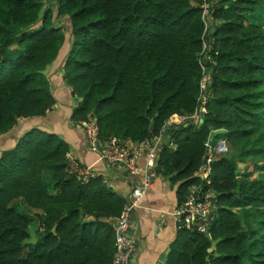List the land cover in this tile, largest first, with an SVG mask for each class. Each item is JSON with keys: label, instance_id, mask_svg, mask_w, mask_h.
Masks as SVG:
<instances>
[{"label": "trees", "instance_id": "16d2710c", "mask_svg": "<svg viewBox=\"0 0 264 264\" xmlns=\"http://www.w3.org/2000/svg\"><path fill=\"white\" fill-rule=\"evenodd\" d=\"M44 1L0 0V136L51 109L44 70L67 46L72 120L93 118L100 141L129 148L165 131L172 145L160 140L155 168L178 182L177 204L193 183L215 192L207 233L180 228L168 264H264V26L245 28L264 0H210L209 34L204 0H55L65 30L50 8L39 16ZM211 68L198 124L190 115ZM175 113L184 123L166 125ZM17 136L0 150V264H111L126 195L60 134L33 126ZM209 136L233 154L212 158L202 177ZM237 161L252 168L238 177ZM32 221L36 241L25 242Z\"/></svg>", "mask_w": 264, "mask_h": 264}, {"label": "crops", "instance_id": "0c3cea01", "mask_svg": "<svg viewBox=\"0 0 264 264\" xmlns=\"http://www.w3.org/2000/svg\"><path fill=\"white\" fill-rule=\"evenodd\" d=\"M255 24H261L259 14L248 16L245 21V28L251 29ZM208 25L211 26L209 20ZM66 47L60 49V54L45 71L50 81L51 92L55 97L51 109L42 116L20 119L19 123L10 130L11 132L8 131L0 136V150L14 144L17 135L29 127L39 126L42 129L56 132L69 143V153L71 155L95 173H102L111 186L127 195L130 188L143 179L144 169L146 168L145 154L140 151L136 155L135 170H130L125 165H120V163L116 164L117 166L110 164L100 157L98 148L88 140L82 121L76 122L71 119V109L76 105L77 97L72 94L71 87L66 84L63 78ZM204 59L207 62L211 59V56L205 52ZM174 119L170 120L169 125L177 126L184 123V121L177 122ZM201 119L202 115L201 118H194L193 122L200 124ZM163 135L161 139H163ZM155 138L151 137L149 140L153 141ZM170 138L172 145V137L170 136ZM211 138L212 136H209L206 140V151H208L210 158L215 154V148L211 147ZM155 141L161 143V141ZM216 142V150H218L219 145L224 141L221 137H218ZM209 163L207 169H209ZM205 166V163H203L199 173L202 177L207 175ZM170 178L171 175L166 176L158 173L154 177L153 185L147 188L139 204L133 210L129 233L136 242V251L130 259V264H168L169 253L175 246L179 229L185 228L180 227L177 218L173 214V210L177 206L176 189L178 182L172 183ZM167 247L170 248V251L166 254V262L163 263L161 257Z\"/></svg>", "mask_w": 264, "mask_h": 264}, {"label": "built area", "instance_id": "2783aa9c", "mask_svg": "<svg viewBox=\"0 0 264 264\" xmlns=\"http://www.w3.org/2000/svg\"><path fill=\"white\" fill-rule=\"evenodd\" d=\"M203 18L205 20V27L208 25L210 15V0H204L203 4ZM205 45V44H204ZM205 63L202 64L203 71H206ZM208 75H203L201 79V87L207 83ZM204 89V88H203ZM202 92L200 95V106L196 109L190 117L201 118L200 107L205 102L201 100ZM208 96V92L206 91ZM176 119L177 122L184 121L187 117L180 114H172L166 121V125L171 123V119ZM174 119V120H175ZM86 136L91 144L98 148L101 157L110 164H124L128 169L135 170V157L138 152L143 151L146 157V168L144 169L143 179L141 182L134 184L126 195V202L120 211V213L113 217V227L115 235V250L111 264H130V259L136 251V242L129 233V226L131 222V216L134 208L139 204L141 197L146 192L147 188L153 185L154 177L158 174L156 171L157 164V147L162 135L154 136L153 141L144 139L137 142L132 148L123 145L116 137H110L108 140L100 141L98 138V131L96 122L93 118L82 121ZM224 148H226L224 146ZM211 159L208 156V161ZM68 162L72 169H75L79 175L86 176L90 174L87 168L78 166L74 158L69 155ZM214 191L211 188L203 189V187L196 183L191 184L188 187V191L185 194V198L181 201L173 210L174 216L177 218L180 227L188 229H195L199 232H205L208 229L210 221L214 216V210L216 208V200ZM212 211L209 217V212Z\"/></svg>", "mask_w": 264, "mask_h": 264}, {"label": "rangeland", "instance_id": "374dc122", "mask_svg": "<svg viewBox=\"0 0 264 264\" xmlns=\"http://www.w3.org/2000/svg\"><path fill=\"white\" fill-rule=\"evenodd\" d=\"M47 7L50 8V10L53 12V15H54V18H55L54 22L56 23V25H62L63 27L65 25L67 26V24H68L67 21H66L67 17L63 16V15H59V13L57 12V7H56V1L55 0H45L44 1V7L40 11V13H39L40 15L39 16H42L45 8H47ZM258 12H259V17H260V20H261V24H262V26H264V3H263V5L261 6V8L259 9ZM209 28H210V25H207L206 30L209 29ZM64 30H65V27H64ZM209 31H210V29H209ZM211 32H208V34L211 33ZM206 45H207V43L205 41L204 48H205ZM48 66L46 67V69L44 71L47 70ZM204 66L206 67V70H208L206 64H204ZM206 84L203 87L204 88L203 92H205V93L202 94V96H201V100L202 101H206L208 99V96L206 95V90H205L206 89ZM221 139H222V141H224V143L219 145L220 147L218 148V150H216V145H217L216 143L217 142L214 145L211 144V147L215 148V154L211 156V159L214 158V157L222 156L224 154H233V150H231L230 148L227 147L226 142H225V140L223 138H221ZM224 146L226 148H224ZM209 162H210V159L205 164L206 165L205 166L206 174H207L205 177H207L209 172H210V169H207V165H208ZM205 168H204V170H205ZM251 168H252V164H250L249 162L245 163V162H242V161H237V169H236L237 171H235V172H236L237 176L240 177V175L243 174V171L250 170ZM253 174H254L253 176H256L259 173H258V171H254ZM196 184L199 185V183H196ZM214 195H215V193H214ZM34 227H35V221H32V223L30 224L31 230L34 229ZM190 230H192V229H190ZM207 230L205 232H202V233H207Z\"/></svg>", "mask_w": 264, "mask_h": 264}, {"label": "water", "instance_id": "95a60500", "mask_svg": "<svg viewBox=\"0 0 264 264\" xmlns=\"http://www.w3.org/2000/svg\"><path fill=\"white\" fill-rule=\"evenodd\" d=\"M209 22H210V24H211V26H210V31L209 32H211V31H214V29H215V26L213 25V19L212 18H210L209 19ZM211 47V46H210ZM63 70H64V68H63ZM212 72V68H211V70H210V72L208 73V77L210 76V73ZM200 115H202V106L200 107ZM202 120V119H201ZM170 135L168 134V133H165L164 135H163V142L165 143V144H169L170 143ZM222 143V142H221ZM223 144V143H222ZM159 145H162V144H159ZM208 162V151H206L205 152V154H204V157H203V163H207ZM120 165H123L124 166V164H122V163H120ZM211 214H212V211H210L209 212V214H208V216L210 217L211 216ZM36 241V231H35V229H32V230H30L29 231V237L25 240V242H35ZM208 250L210 251V250H212V247H209L208 248ZM170 251V248L169 247H167L166 248V250H165V252L162 254V257H161V261L164 263V262H166V260H165V258H166V254L168 253Z\"/></svg>", "mask_w": 264, "mask_h": 264}]
</instances>
